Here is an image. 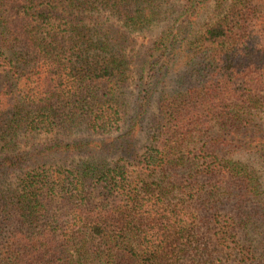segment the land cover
I'll use <instances>...</instances> for the list:
<instances>
[{
    "label": "trees",
    "instance_id": "trees-1",
    "mask_svg": "<svg viewBox=\"0 0 264 264\" xmlns=\"http://www.w3.org/2000/svg\"><path fill=\"white\" fill-rule=\"evenodd\" d=\"M0 264H264V0H0Z\"/></svg>",
    "mask_w": 264,
    "mask_h": 264
},
{
    "label": "rangeland",
    "instance_id": "rangeland-1",
    "mask_svg": "<svg viewBox=\"0 0 264 264\" xmlns=\"http://www.w3.org/2000/svg\"><path fill=\"white\" fill-rule=\"evenodd\" d=\"M212 17L215 18V14H213V3H210L208 11L197 20L196 29H200L205 23H208ZM140 43L141 41L139 44Z\"/></svg>",
    "mask_w": 264,
    "mask_h": 264
}]
</instances>
